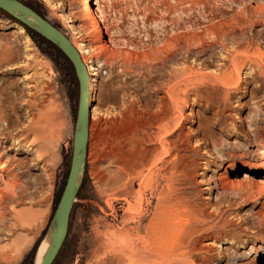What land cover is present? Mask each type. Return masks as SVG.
I'll return each instance as SVG.
<instances>
[{"label": "rangeland", "instance_id": "obj_1", "mask_svg": "<svg viewBox=\"0 0 264 264\" xmlns=\"http://www.w3.org/2000/svg\"><path fill=\"white\" fill-rule=\"evenodd\" d=\"M20 1L71 42L91 38L81 0ZM93 7L109 48L78 50L98 74L86 171L54 264H115L121 228L133 238L150 222L155 242H185L203 264H264V0ZM66 60L0 8V164L10 170L0 176V264L32 250L35 264L67 181L80 91ZM40 105L54 135L37 138L26 128ZM145 135L157 150L127 178L116 160ZM144 239L135 243L148 254Z\"/></svg>", "mask_w": 264, "mask_h": 264}, {"label": "bare ground", "instance_id": "obj_2", "mask_svg": "<svg viewBox=\"0 0 264 264\" xmlns=\"http://www.w3.org/2000/svg\"><path fill=\"white\" fill-rule=\"evenodd\" d=\"M45 1L50 2V0H45ZM93 4H96V0H94V1L93 0H81V2L79 4L80 17H82V20L85 22L84 24L87 25L89 30H91V34H90L91 38L87 39L88 43L84 40V38H81V36L79 35V32L75 33V34H77V41L76 42L75 41L71 42V40H70L72 45L73 46L75 45L74 47L84 55L86 53H89L91 50H96L99 53L98 55H100V53L102 55V53L107 51L109 48L107 41H110V35L101 26L100 21H99V17L96 15L95 8L93 7ZM19 28H20V30L23 31V28L20 25H19ZM105 35L107 36L106 39H105ZM89 43L93 44L92 49L90 51L88 50ZM7 54H8V51L5 50L3 52V55L6 56ZM96 58H98V56ZM86 60L84 58L82 59L84 64H85ZM86 67H87L88 74H89V92H88L87 106H89L90 113H91V107L92 106H91V98H90V96H91L90 87H91V82L94 80L93 76L98 74V72H97L98 68L94 67L93 65H88ZM31 104L35 105L34 102ZM37 110H38V112L33 114L31 121L28 124L26 129L30 132H33L37 138L44 136L43 133L45 132L44 131L45 129H48L49 133L51 135H54V132L52 129L53 125L51 126V124H50V121L52 120V119H50L51 114H49L48 111H43V108L41 105L37 106ZM2 111L3 110L0 108V119H2L1 118ZM166 118H168V117H166ZM89 129H90V124H89ZM133 137H134V135H133ZM129 138H131V137H129ZM47 139H49V138H47ZM131 139H133V138H131ZM148 139H149V136H146V135L143 136L142 138H140V146L137 150L136 155H134L130 158L122 157V158H118V161L116 160V162H118V164H119L118 168H119L120 172L122 174L126 175L127 178H131L134 173L139 172L141 169L147 167L151 161L152 154L157 150L156 147L152 146V144L149 142ZM88 141H89V138H88ZM137 142L138 141H136V143ZM135 146H137V145L135 144ZM123 153H125V152H123ZM9 173H10V170L7 168V165L6 164H0V176L1 177L8 176ZM111 185H113V183ZM10 186L11 185L7 184L6 188H9ZM129 208H131V206H129ZM154 224H155V222H150L149 224H146V226L143 229L138 225L137 228L133 231V233L131 235V236H133V238H131L129 236L130 233L127 229L121 228L120 234H122L121 236H123V239H121V240H123V243H121L120 246H117V248H118L117 254L114 252L116 254V257L114 260L115 264H163L164 262L166 263V262H172V261H174L176 264H203L204 263L203 260L196 259L192 255H190V253H188V251L186 249L187 243H185V242L179 241L178 246L173 245L170 247L164 246V242L163 243L161 241L155 242L152 239L153 238L152 235L154 233V228H155ZM160 232H162V231H160ZM141 237L145 238V239L147 238L146 240L149 242V246L147 247L149 250L148 254H144L143 251L141 250V248L135 243V240L137 238H141ZM111 241L112 240H110L108 238L106 240V242H104L103 244H106V245L109 244V246H110L113 243ZM113 241L115 242V240H113ZM176 241H175V243H176ZM47 243L48 242L46 241L44 243V245L42 246V248L39 250V253H38V255L36 257V261H35L36 264H39L41 262L43 254L45 253V250L47 247ZM145 244H147V243H145ZM140 245H142V244H140ZM193 246H194L193 249L196 251L201 249L200 247H197L198 245H195V243L193 244ZM104 264H106V263H104Z\"/></svg>", "mask_w": 264, "mask_h": 264}, {"label": "water", "instance_id": "obj_3", "mask_svg": "<svg viewBox=\"0 0 264 264\" xmlns=\"http://www.w3.org/2000/svg\"><path fill=\"white\" fill-rule=\"evenodd\" d=\"M0 8L53 43L71 62L79 82V107L74 129L73 153L67 181L48 228L47 247L39 264H54L66 240L70 214L86 171L90 108L87 106L89 74L79 51L64 33L20 0H0ZM36 264V262H35Z\"/></svg>", "mask_w": 264, "mask_h": 264}, {"label": "trees", "instance_id": "obj_4", "mask_svg": "<svg viewBox=\"0 0 264 264\" xmlns=\"http://www.w3.org/2000/svg\"><path fill=\"white\" fill-rule=\"evenodd\" d=\"M25 27L28 30V32L31 33L33 37L41 40L48 47V49L52 52V54L57 55L60 59L67 61L64 54L53 43H51L50 41H48L47 39L39 35L37 32L31 30L27 26ZM33 260L34 259H33V250H32L29 254L26 255L22 264H33Z\"/></svg>", "mask_w": 264, "mask_h": 264}]
</instances>
